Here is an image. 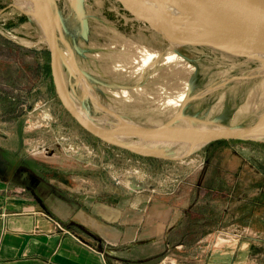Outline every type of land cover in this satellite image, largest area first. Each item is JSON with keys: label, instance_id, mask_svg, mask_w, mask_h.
Instances as JSON below:
<instances>
[{"label": "rangeland", "instance_id": "1", "mask_svg": "<svg viewBox=\"0 0 264 264\" xmlns=\"http://www.w3.org/2000/svg\"><path fill=\"white\" fill-rule=\"evenodd\" d=\"M11 3L0 0V129L7 143L18 134L25 154L58 167L62 179L75 177L71 187L114 204L119 195L125 206L167 204L207 213L205 221L188 222L191 230L174 231V239L201 237L211 214L220 223L206 234L211 240L264 239L244 228L243 211L223 215L245 193L264 190V137L217 140L193 150L162 142L147 153L100 140L80 126L57 95L44 24ZM57 3L59 45L68 51L60 57L64 82L90 121L107 116V126L120 119L161 125L179 117L182 123L244 128L264 112V67L258 58L173 46L114 0H84V16L73 0ZM169 47L181 56L178 66L165 60ZM139 48L160 57L141 70ZM184 90L182 104L166 102ZM234 184L236 195L230 198ZM260 244L253 251L264 260V240ZM163 249L159 244L158 252Z\"/></svg>", "mask_w": 264, "mask_h": 264}, {"label": "crops", "instance_id": "2", "mask_svg": "<svg viewBox=\"0 0 264 264\" xmlns=\"http://www.w3.org/2000/svg\"><path fill=\"white\" fill-rule=\"evenodd\" d=\"M6 135L0 129V264H264L253 251L264 239L211 240L206 234L220 225L214 214L201 237L174 239V231L191 230L188 222L205 221L207 213L125 206L119 195L114 204L71 187L75 177L62 179L58 167L24 153L18 134L9 143ZM245 194L223 215L243 211L244 228L264 237V190Z\"/></svg>", "mask_w": 264, "mask_h": 264}, {"label": "water", "instance_id": "3", "mask_svg": "<svg viewBox=\"0 0 264 264\" xmlns=\"http://www.w3.org/2000/svg\"><path fill=\"white\" fill-rule=\"evenodd\" d=\"M10 5L41 6L45 13V31L51 55V72L57 95L75 120L87 132L109 144L135 152L140 150L124 144V137H147L156 141L187 140L204 145L217 140H258L264 137V112L249 127H216L182 123L179 117L161 125H110L97 128L77 110L69 95L62 74L56 14L58 0H11ZM133 18L148 24L173 46L184 45L217 49L235 56L256 58L264 54V0H114ZM78 13L85 15L84 0L73 2ZM38 18V17H37ZM170 18L174 33L168 32L163 19ZM87 26V24H86ZM239 53H233L232 47ZM175 50V49H174ZM119 139V140H118ZM199 147V146H198ZM147 153V152H146Z\"/></svg>", "mask_w": 264, "mask_h": 264}, {"label": "bare ground", "instance_id": "4", "mask_svg": "<svg viewBox=\"0 0 264 264\" xmlns=\"http://www.w3.org/2000/svg\"><path fill=\"white\" fill-rule=\"evenodd\" d=\"M75 1L76 0H73V2H75ZM20 7L24 8V10H26L27 12L32 13V15L38 17L42 21V23L45 25V22L47 21V19H46L47 16H46V13H45L44 9L41 6L36 5V4H29L27 6H20ZM58 15L59 14H56V16H55L57 23H58ZM163 21L164 22H162V23L164 24V26H167L166 28L168 29V32L174 31L173 27L170 28V26L172 25V21L170 20V18H165V19H163ZM47 39H49L48 36H47ZM232 51H233V53H239L238 48L235 47V46L232 47ZM62 52L66 53L68 51H65V50L60 48V57H61V53ZM139 52L142 54V59L141 60L144 61L143 64L139 65V69H141V70L145 69L146 67H148L150 65H153L154 63H156L155 60L160 57L159 53H156V52L151 51V50L146 49V48H139ZM180 58H181V56L173 48H171V47L168 48L167 56L165 57L166 62H168L170 65L173 63V65L178 66L177 64H179V62L181 60ZM256 58H258L261 61L262 66L264 67V54L263 55L259 54V55L256 56ZM186 95H187L186 90H184L182 92H179L177 94H173V95L169 96V100L166 101V102L169 103V104H172L173 106L180 105V104H182L185 101ZM76 108L79 111V113L86 120L91 122V124L94 125L95 127H97V128H100L101 126L102 127H107L106 123L104 122V121L108 120L107 116L98 117V118H96L94 120V122H92L79 110V108L77 106H76ZM130 123H132V122H130ZM130 123H127L125 120L120 119L118 121V124H116V125H128ZM120 140L124 144H127L128 146H132V147H134V148H136V149H138V150H140L141 152H144V153H146L148 151H155V150L159 149L160 143H162V142L163 143H169V145L170 144L171 145L180 144L181 146H186V149H184V150H188V149L189 150L190 149L193 150V149L197 148L198 146H200L199 144H194L193 142H190V141H187V140H176V139H173V140L167 139L165 141L160 142V141L152 140L150 138L124 137V138H122ZM180 153H181V150H180Z\"/></svg>", "mask_w": 264, "mask_h": 264}]
</instances>
